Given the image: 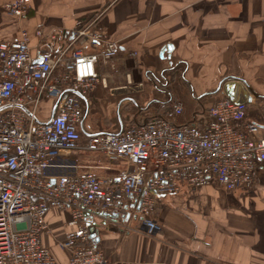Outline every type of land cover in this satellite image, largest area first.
Masks as SVG:
<instances>
[{"label":"built area","instance_id":"2783aa9c","mask_svg":"<svg viewBox=\"0 0 264 264\" xmlns=\"http://www.w3.org/2000/svg\"><path fill=\"white\" fill-rule=\"evenodd\" d=\"M30 2L14 0L2 8L20 19ZM35 37L44 39L43 31ZM49 39L55 46L57 37ZM69 39L61 52L44 49L36 56L25 30L15 43H0V264H60L43 242L53 212L69 213L68 231L58 242L69 264H111L88 224L135 218L154 235L162 229L152 216L161 197L213 183L229 192L254 189L264 165V136L248 120V104L227 97L184 125L174 122L185 112L175 103L166 113L126 125L121 134L85 137L86 106L71 91L92 93L99 64L111 65L121 46L90 27ZM45 98L54 105L40 120ZM76 152L97 163L61 162Z\"/></svg>","mask_w":264,"mask_h":264},{"label":"crops","instance_id":"0c3cea01","mask_svg":"<svg viewBox=\"0 0 264 264\" xmlns=\"http://www.w3.org/2000/svg\"><path fill=\"white\" fill-rule=\"evenodd\" d=\"M12 1L0 0V43H15L25 30L34 56L44 49L56 54L70 43L71 34L87 27L119 42L113 63L99 64L100 82L86 97L89 113L98 108L110 116L115 103L123 107L133 99L149 102L142 111L136 107L138 117L150 113L147 119L157 114L153 107L175 101L185 112L174 122L184 125L226 97L219 92L197 100L228 77L243 78L264 95V0H31L20 19L2 8ZM38 30L44 39L35 37ZM51 36L57 37L55 46ZM42 103L46 108L39 119L45 120L54 103L49 98ZM248 120L264 136V100L248 104ZM121 125L126 120L118 119L115 131ZM61 162L97 163L81 152ZM152 216L162 227L154 235H147L135 218L122 223L100 219L107 224L99 229V245L111 264H264V165L250 192H229L217 183L184 187L178 195L161 197ZM68 220L67 212L51 213L50 233L43 237L60 264H69L58 246Z\"/></svg>","mask_w":264,"mask_h":264},{"label":"water","instance_id":"95a60500","mask_svg":"<svg viewBox=\"0 0 264 264\" xmlns=\"http://www.w3.org/2000/svg\"><path fill=\"white\" fill-rule=\"evenodd\" d=\"M171 49V48H170ZM161 57H164V52L161 53ZM219 92H223L227 98H229L231 101H234L238 104H250L253 102V99H259V100H264V95H261L259 93H257L254 88L243 78L240 77H228L226 79H223L221 81V83L219 84L218 88L215 91L212 92H208L200 97H197V100L202 99L205 96H212L215 95ZM71 93L77 95L78 97H80L85 106H86V110H87V115L89 114V109H90V105L88 102V99L79 91H75L72 90ZM135 107H137L140 111L144 110L137 101L133 100V99H129ZM122 104L123 102H121L119 104L118 107V118L121 121V108H122ZM18 109H21L23 111H25L29 116H31V113L29 112L28 109H26L25 107H22L20 105L16 106ZM56 108H57V103L55 104L52 114H51V118L50 120H52V118L55 115L56 112ZM36 121L40 124H44V122L39 121L38 119H36ZM81 129L83 134L85 135V137H93L96 136L97 134H92L89 133L84 125V121L81 124ZM124 129V125H121L120 130L116 133V134H121L123 132ZM100 134H106L105 132L100 133ZM116 217V216H115ZM107 221H103L102 223H94L93 225L88 224V227L90 229L91 235L93 238H95L97 240V242L100 241V237H99V229L103 226H106Z\"/></svg>","mask_w":264,"mask_h":264},{"label":"rangeland","instance_id":"374dc122","mask_svg":"<svg viewBox=\"0 0 264 264\" xmlns=\"http://www.w3.org/2000/svg\"><path fill=\"white\" fill-rule=\"evenodd\" d=\"M167 90H168V88H167ZM172 102H175V101H172ZM101 103H103V102H101ZM138 103L140 106L145 107L149 102L145 101V102H141V103L138 102ZM118 104H120V103H115V109L112 110V112L110 114L108 112V115H110V116L105 115L104 114L105 112L98 110V108H96L94 110L92 109V111L89 113V118H87V120L85 121V127H86L87 131L88 132H90V131L91 132H94V131L97 132L100 130H110L109 132H115V130H117L115 128H117V126H118V119H119L118 118ZM45 108L46 107H44V104L42 103V105L40 107V111L38 113L39 118H43V114H42L41 110L43 111V109H45ZM137 111H138L137 108L131 103H126L123 105V107L121 109V118H122V120H126V125H129V124H132L135 122L140 123L145 119V117H147V115L150 114V113H148L147 115H142V116L138 117ZM152 111L154 113H157V114H162L163 111H166V108H161V107L155 106V107H153ZM219 187H220V185H219Z\"/></svg>","mask_w":264,"mask_h":264},{"label":"trees","instance_id":"16d2710c","mask_svg":"<svg viewBox=\"0 0 264 264\" xmlns=\"http://www.w3.org/2000/svg\"><path fill=\"white\" fill-rule=\"evenodd\" d=\"M262 101V100H261ZM176 102H172V103H170L167 107H166V111H163V113H166L168 110H170L171 108H172V106L175 104ZM115 132H117V131H115Z\"/></svg>","mask_w":264,"mask_h":264},{"label":"flooded vegetation","instance_id":"af4514ba","mask_svg":"<svg viewBox=\"0 0 264 264\" xmlns=\"http://www.w3.org/2000/svg\"><path fill=\"white\" fill-rule=\"evenodd\" d=\"M159 86H160V88H161L160 90L163 91V90H162L163 87H162L161 85H159ZM167 86H168V85H167ZM88 115H89V114H88ZM88 115H87V110L85 109L84 123H85V121L87 120Z\"/></svg>","mask_w":264,"mask_h":264}]
</instances>
